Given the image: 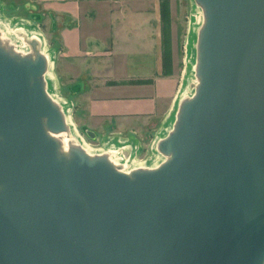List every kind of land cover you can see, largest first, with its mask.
<instances>
[{"label": "water", "instance_id": "obj_1", "mask_svg": "<svg viewBox=\"0 0 264 264\" xmlns=\"http://www.w3.org/2000/svg\"><path fill=\"white\" fill-rule=\"evenodd\" d=\"M194 2L197 85L156 168L63 156L39 43L0 48V264H264V0Z\"/></svg>", "mask_w": 264, "mask_h": 264}, {"label": "rangeland", "instance_id": "obj_2", "mask_svg": "<svg viewBox=\"0 0 264 264\" xmlns=\"http://www.w3.org/2000/svg\"><path fill=\"white\" fill-rule=\"evenodd\" d=\"M42 1L0 0V11L2 15L13 22L29 21L33 24L34 31L39 33L44 41L45 49L52 52L53 56L55 55L53 58L54 74L58 70L64 69L63 59L70 63L66 67L69 81L61 94L66 102V107L69 108L73 126L79 135L93 148H99L102 141L109 138L115 141L119 139L129 141L128 155H125V158L130 159L132 147L135 145L137 146V162L151 164L154 152L159 153L157 145L163 139L160 138L168 134L165 132V127L170 120L174 124L179 104L184 98L174 106L175 96L181 85L185 61L189 57L187 44L191 40L192 33L197 40L202 22L193 32L189 30V27L195 22L194 14L199 12L202 16L201 9L194 0L193 2L192 0H168V23L163 27L160 12L162 0H159L158 27L161 71L153 78L151 90L147 91L148 95L151 94V97L149 96L151 103L146 109L132 112L129 115L112 114L111 116V112L105 107L102 108L101 114L100 108L89 106V55L85 48V38L89 28L85 20L86 10H73L65 0H46V3ZM71 12L74 14L72 15ZM58 60L62 67L57 68ZM193 69L195 75L194 66ZM107 76L103 75V77ZM192 83L193 78H188V84ZM46 85L47 92L48 90L54 92L49 81L48 84L46 81ZM93 92L90 91V93ZM96 92L101 93L102 98L108 100L114 98L109 94V90ZM86 131L94 133L95 139H90ZM145 167L134 169H145ZM124 168L123 165H120L121 171Z\"/></svg>", "mask_w": 264, "mask_h": 264}, {"label": "crops", "instance_id": "obj_3", "mask_svg": "<svg viewBox=\"0 0 264 264\" xmlns=\"http://www.w3.org/2000/svg\"><path fill=\"white\" fill-rule=\"evenodd\" d=\"M65 1L73 10H86L89 106L100 108L101 114L105 107L111 116L146 109L151 103L148 90L152 88L155 75L161 71L159 0ZM42 2L46 3V0ZM62 61L64 69L55 73V88L61 97L69 81L66 67L70 65L67 60ZM56 66L62 67L59 60ZM104 90H109L114 98L108 100L96 92Z\"/></svg>", "mask_w": 264, "mask_h": 264}, {"label": "bare ground", "instance_id": "obj_4", "mask_svg": "<svg viewBox=\"0 0 264 264\" xmlns=\"http://www.w3.org/2000/svg\"><path fill=\"white\" fill-rule=\"evenodd\" d=\"M194 17L196 18L195 22L189 27V30H191L192 32L202 22V16L199 12L194 14ZM191 36V40H189L187 44V52H189V57L185 61L181 85L179 86V89L175 96L174 106H176V103L183 97V99H189L193 95L195 91V86L197 85V80L196 77H194L195 75L193 69V66L195 67L196 37L194 38V33H192ZM29 41H36L37 43H39V50L41 51V55L47 58L48 71L46 73L45 78L47 84L49 81L50 86L52 85L54 90V92L48 90V94L57 104L61 106L65 116L67 129L57 134L48 133L49 137H51L58 143L59 151L63 156L68 157L70 151L73 149L80 150L85 154L89 155V157L90 155L105 156L108 158L109 162L117 169H120V165H123L125 168L122 169V171L125 173H128L129 171L138 167L141 168L148 166L145 167V169L156 168L164 161L165 158L163 156H161L157 152H154V157L151 158V164L146 165L138 163L136 160L137 146L135 145L134 147H132L133 150L130 159L125 158V155H128L127 148L129 141L122 139H119L118 141H115L111 138L105 139L102 141L101 146L99 148H93L89 146L86 140L79 135V133L73 126L69 113V108L66 107V102L58 94L55 88L56 76L53 72V58L55 55L53 56L52 52H48L45 49L44 41L42 40L40 34L34 31L33 24L31 22H13L7 19L4 15H2L0 11V48L14 58L34 59L37 54L34 51L31 52ZM188 78H193L192 84H188ZM172 125L173 121L170 120L169 124L165 127V132L169 133L172 129ZM165 136L161 137L160 139L164 138Z\"/></svg>", "mask_w": 264, "mask_h": 264}, {"label": "trees", "instance_id": "obj_5", "mask_svg": "<svg viewBox=\"0 0 264 264\" xmlns=\"http://www.w3.org/2000/svg\"><path fill=\"white\" fill-rule=\"evenodd\" d=\"M161 22L163 27L168 23V0H162L160 3Z\"/></svg>", "mask_w": 264, "mask_h": 264}]
</instances>
